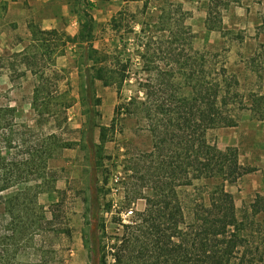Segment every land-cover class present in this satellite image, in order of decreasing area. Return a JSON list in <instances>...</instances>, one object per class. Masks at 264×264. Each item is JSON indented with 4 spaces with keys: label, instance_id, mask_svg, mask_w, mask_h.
Returning <instances> with one entry per match:
<instances>
[{
    "label": "trees",
    "instance_id": "trees-1",
    "mask_svg": "<svg viewBox=\"0 0 264 264\" xmlns=\"http://www.w3.org/2000/svg\"><path fill=\"white\" fill-rule=\"evenodd\" d=\"M240 1L208 0L206 27L219 25L222 10ZM152 2L155 1H143L142 13L147 21L141 23L137 35L143 47L137 55L146 74L139 83L143 98L131 97L114 110L115 115H139L152 138L150 150L137 155L135 167L132 165L133 189L124 191L128 204L143 199L144 208L129 209L130 219L116 221L120 233L110 247L113 264H259L264 261V248L251 239L246 221L264 212V196H257L245 216L239 217L234 197L226 187L250 170L239 163L235 149L220 151L209 133L218 127L235 126L232 109L236 106L249 109L264 128V95L250 93L246 106L236 90L237 80L227 74L225 66L213 65L206 55L192 54L186 26L190 12L183 4L164 0L157 5L159 14L153 17L145 15ZM122 14L119 11L112 18L113 28ZM96 27L92 15L83 12L74 36L38 28L31 36L36 41L33 49L41 51L31 57L26 49L17 53L24 57L25 70L38 78L31 97V125L15 121V108L6 107L0 115V151H5V159L0 158V193L23 185L3 202L1 217L15 225L5 228L10 232L5 238L25 242L21 245L24 249L36 236L40 237L41 242L32 249L34 259L26 264H53L55 250L51 242L48 244L52 248L45 242L49 237L56 240L61 235H71L62 226L60 202L44 206L38 201L41 193L54 191L56 178L50 175L48 164L54 152L66 146L57 134L45 133L42 125L67 126L68 109L73 105V101L61 100L62 77L55 68V56L65 46H74V64L80 77L79 101L88 107L83 114L89 121L96 114L94 107L101 102L95 95L96 82L120 91L129 79L130 59L122 63L115 51L94 47ZM45 58L48 62L40 64ZM52 100L58 103L54 109L50 107ZM95 128L99 129V143L93 140ZM107 131L106 126L89 123L86 137L91 143L88 151L93 156L90 164L94 169L100 168L106 158L101 154L111 140ZM122 178L124 175L116 178L117 183ZM196 181H212L214 185L207 193L208 203L198 202L187 208L177 188ZM106 182L105 178L103 184ZM102 189L96 188V194ZM110 207L108 204L106 209ZM90 213L93 214L91 210ZM97 232L85 238L92 259L95 247L101 243ZM99 264H107L105 256Z\"/></svg>",
    "mask_w": 264,
    "mask_h": 264
},
{
    "label": "rangeland",
    "instance_id": "rangeland-1",
    "mask_svg": "<svg viewBox=\"0 0 264 264\" xmlns=\"http://www.w3.org/2000/svg\"><path fill=\"white\" fill-rule=\"evenodd\" d=\"M143 1H72L73 12L79 21L83 12L95 17V45L101 50L115 51L119 59L123 60L122 63L127 59H130L131 63L129 79L120 91L111 86L104 88L100 82H96L95 95L101 102L94 107L96 114L91 121L87 114H83L87 112L88 107L82 106L79 101V77L75 78L73 66L56 67L62 77L59 82V89L63 92L61 100L73 101V105L68 109L67 126L58 128L54 123L42 125L45 133L57 134L61 142L66 144L64 148L54 152L48 164L50 175L56 178L54 191L43 192L38 196L39 203L44 206L60 202L62 226L71 232L70 236L64 234L60 239L49 240V237L47 242L44 241L46 247H51L48 241L51 242L55 250L56 258L53 264H99L102 256H105L107 264H113L110 247L114 237L120 233L116 221L122 219L126 222L130 219L132 214L129 209L141 211L144 208L143 199L128 204L124 191L133 189V163L137 161V155L150 150L152 138L139 115L114 113L117 105L128 102L131 97L143 98L139 83L144 80L146 74L141 70L137 55L143 49L137 35L141 23L147 21L142 13ZM154 1L148 5L145 15L155 17L159 14L157 5L164 0ZM173 1L181 2L184 9L190 12L186 26L190 33L192 54L196 57L206 55L213 65L225 66L227 74L237 80L236 90L246 106L249 104L250 93L264 95V0H241L239 3H231L222 10L221 23L211 27H206L205 24L208 0ZM118 7L123 14L118 16V26L115 29L111 26V20L117 15L112 13ZM12 28L0 26V115L6 107L15 108V121L31 125V97L38 77L25 70L24 57L17 53L22 46L26 48L29 57L39 50L33 49L36 41L31 35L27 36V32L23 30L15 32ZM158 35L159 33H154V36ZM47 62L45 58L40 64ZM54 105L58 103L52 100L50 107L56 108ZM232 113L236 125L218 127L209 133V137L220 151L235 149L239 163L250 170L226 187L234 197L239 217H244L255 198L264 196V128L247 108L240 109L236 106L233 107ZM91 122L108 127L107 133L111 138L102 150L101 155L106 158L98 169H94L90 164L93 156H89L88 151L91 143L86 135ZM97 131L98 129H94L93 133ZM4 153V150L0 151V158L5 159ZM123 175L125 178L117 183L116 178L119 179ZM105 178L107 182L103 184ZM47 180L51 181V178ZM34 184L35 182L30 183ZM213 185L212 181H196L191 186L178 187L177 194L183 205L191 208L198 202L208 203L207 193ZM101 187L102 192L97 195L96 188ZM22 188L23 185H17L0 193V264L30 263L34 259L32 249L37 247L36 243L41 242L40 237L36 236L35 240L28 244L29 248L24 249L21 245L25 242L21 241L19 244L17 240L10 241L5 238V235H10L5 228L15 225L11 224L10 219L1 217L4 211L3 202ZM108 204L111 205L109 210L106 209ZM246 226L251 239L260 242L264 248V212L254 219L249 217ZM94 231H98L101 243L95 247L92 259L85 245V238ZM13 243L17 245L16 252ZM262 255L264 256V253ZM259 264H264V261Z\"/></svg>",
    "mask_w": 264,
    "mask_h": 264
},
{
    "label": "crops",
    "instance_id": "crops-1",
    "mask_svg": "<svg viewBox=\"0 0 264 264\" xmlns=\"http://www.w3.org/2000/svg\"><path fill=\"white\" fill-rule=\"evenodd\" d=\"M73 0H0V26L13 27V31L27 32V36L36 29L49 31L56 29L69 36H74L79 30L78 16L73 12ZM114 1V2H118ZM120 8L112 14H117ZM93 18H95L93 16ZM33 28V29H32ZM94 41V47L99 49ZM20 45V42H19ZM73 45L65 46L62 53L55 56V68L73 66L75 78L79 73L74 64ZM24 48L22 46L21 50ZM78 81V79H77ZM80 84V77H79ZM103 86V85H102ZM104 88H106L104 86ZM98 128H95V131ZM99 129L93 133L94 143H99Z\"/></svg>",
    "mask_w": 264,
    "mask_h": 264
},
{
    "label": "built area",
    "instance_id": "built-area-1",
    "mask_svg": "<svg viewBox=\"0 0 264 264\" xmlns=\"http://www.w3.org/2000/svg\"><path fill=\"white\" fill-rule=\"evenodd\" d=\"M113 1H117V0H113Z\"/></svg>",
    "mask_w": 264,
    "mask_h": 264
}]
</instances>
